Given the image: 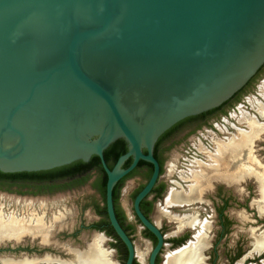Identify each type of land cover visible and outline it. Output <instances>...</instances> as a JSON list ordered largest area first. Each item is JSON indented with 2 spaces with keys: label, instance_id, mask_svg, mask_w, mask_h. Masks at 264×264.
<instances>
[{
  "label": "water",
  "instance_id": "obj_1",
  "mask_svg": "<svg viewBox=\"0 0 264 264\" xmlns=\"http://www.w3.org/2000/svg\"><path fill=\"white\" fill-rule=\"evenodd\" d=\"M263 65L264 0H0V173L98 158L131 264L112 192L139 162L151 165L134 210L157 240L154 264L163 238L138 206L159 176L157 140L221 107ZM119 140L127 153L109 170L103 153Z\"/></svg>",
  "mask_w": 264,
  "mask_h": 264
},
{
  "label": "flooded vegetation",
  "instance_id": "obj_2",
  "mask_svg": "<svg viewBox=\"0 0 264 264\" xmlns=\"http://www.w3.org/2000/svg\"><path fill=\"white\" fill-rule=\"evenodd\" d=\"M263 73L264 65L243 89L216 111L187 118L157 140L152 155L158 163L159 176L150 193L138 206L141 215L158 229L163 238L162 248L154 264H163L167 255L195 242L199 227L184 226L181 230H177L175 221L184 220L185 223L193 218L198 224L208 225L205 247L199 253L203 258L202 264H264V250L255 252L254 236L259 237L264 234V202L261 200L256 171L254 170V174L248 172L241 174L239 181L234 184H231V179L225 181L206 176V173L213 169L214 161L221 157L216 155V146L231 141V149L236 148L243 137L242 143L245 142L244 144L249 146L250 161L257 169H264V116L260 114L264 112V80L260 81L259 85H255ZM229 109L231 113H225ZM249 123L261 128L258 136L255 135V130H250ZM193 135L196 137L193 138ZM173 149H176L174 153H172ZM127 162L130 166L132 161L129 159ZM124 165L122 169L126 170L129 166L124 168ZM131 173L132 176H129ZM131 173L116 184L115 196L114 198L112 196L113 209L119 226L133 247L134 257L131 264H149V255L155 248L157 240L137 218L134 201L149 182L153 167L139 162ZM194 174L198 176L197 181L200 182L197 185H194L195 182L191 179ZM67 182L53 184L33 182L21 185V188L14 185L13 189L17 192L20 190L24 194H6V197L12 200L16 197L18 199L16 202H22L24 207L28 205L42 207L47 204L39 199L51 196L54 193L50 192L51 188H56V193L65 191L59 190L58 187ZM192 188L196 191L195 195L192 193ZM96 192V196L89 198L82 206L87 207L88 213L83 219L87 220L88 225L79 223L75 232L73 213L71 219L69 217L66 219L67 217L61 214L55 225L48 224V217L39 216L36 211L24 213L22 217H18V214H10L15 216L12 218L18 220L43 217L48 233L45 241H42L39 235L0 238V264H79L75 262L73 255L76 252H85L97 237L101 240V249L107 253L111 264H126L128 252L110 227L105 196L97 189ZM171 192L190 196L191 201L181 207L166 208L164 202ZM21 198L26 200H19ZM31 200L37 203L33 204ZM158 211L165 221V231L162 225L158 227L154 222ZM65 213L68 215L70 211L67 210ZM0 215L6 220L10 216L3 212H0ZM57 224L60 227L56 226ZM245 225H248L247 228H243ZM59 232L65 233L66 238L62 242L58 240ZM232 233L236 235L232 236L234 238L231 242ZM239 234L242 239L238 238ZM77 238L79 244H75ZM145 244L149 245L150 252L147 257L141 254L139 261L137 249H143ZM166 245L170 250L163 257L162 262V252ZM222 247H226L229 251L221 256L218 249Z\"/></svg>",
  "mask_w": 264,
  "mask_h": 264
},
{
  "label": "bare ground",
  "instance_id": "obj_3",
  "mask_svg": "<svg viewBox=\"0 0 264 264\" xmlns=\"http://www.w3.org/2000/svg\"><path fill=\"white\" fill-rule=\"evenodd\" d=\"M264 116V112L260 113ZM254 126V127H253ZM250 130H255V135L258 136L261 129L256 127L253 123H249ZM240 139V138H239ZM244 137L239 142L240 144L231 149V141L227 144H218L216 146V155L219 156L218 160L214 161V167L211 172L206 173V176L211 179H220L227 181L231 179V184L239 181L241 174L253 173L256 171L257 184L261 190L262 202H264V169H257L252 161L249 159V146L242 143ZM213 164V163H212ZM259 167V166H258ZM243 177V176H242ZM198 176L192 175L191 179L197 185ZM255 180V179H254ZM192 193L195 195L196 191L192 188ZM195 196H193V200ZM191 201V197L183 196L181 193L171 192L165 199L164 206L166 208L181 207L183 204ZM28 219H15L8 217L7 220L0 215V238H19L22 235H39L42 241H45L48 229H45L41 220L37 221ZM43 221V220H42ZM177 223V230H181L184 226L199 227V233L195 238L193 244H189L187 247L170 253L165 257L163 264H202L203 258L199 255L200 251L204 249L205 233L207 226L205 223L198 224L195 218L187 220H175ZM34 223V224H33ZM95 238V237H94ZM98 238V237H97ZM93 239L92 243L88 246L87 250L83 253L76 252L73 258L76 263L79 264H111L108 255L101 249L100 239ZM255 252L259 253L264 250V234L255 237Z\"/></svg>",
  "mask_w": 264,
  "mask_h": 264
},
{
  "label": "rangeland",
  "instance_id": "obj_4",
  "mask_svg": "<svg viewBox=\"0 0 264 264\" xmlns=\"http://www.w3.org/2000/svg\"><path fill=\"white\" fill-rule=\"evenodd\" d=\"M262 80H264V73L258 78L257 83H255V85H259V82ZM253 91H255V87H253ZM252 96H254V95H252ZM242 110H244V109H242ZM226 112L231 113L230 109L226 110L225 113ZM194 137H196V135H193V138ZM175 151H176V149H173L172 153H174ZM97 178H98L97 173H95V172L89 173L88 181L83 186L74 187L72 189L62 191L61 193L54 192L49 197H43V198L39 199V201L43 200L41 202H44L45 205L47 204L46 206H42V207L40 205L34 206V207H32L33 205L32 206L28 205L27 207H24L22 202L21 203H20V201L16 202V200H18V199H16V197H14V200L6 197L7 196L6 194H12V195L20 194V195H22V194H24L22 191L18 190V192H17L12 187H2V188H0V212H3L6 215L7 214H13V215L18 214L19 215L18 217H22V215H25L24 213L36 211V212H38L37 215H39V216L44 215V218L48 217L49 223L48 222L47 223L50 225H55L54 223L57 221V218H59L61 216V214H63V216H66L67 217L66 219H69V218L71 219V213H73V214H75V215H73L74 216L73 220L75 221V223L73 224V226H74L73 231L75 232L78 229L79 223L82 222V223H86V225H88L87 220L85 221L83 219V216H84V218L87 216V213H88V211H86L87 207L83 208L82 206L89 200V198H93L94 196H96L97 192H96V189L94 188L93 185H94L95 181L97 180ZM19 200H26V198L25 199L21 198ZM31 202H33V204L35 203V201H33V200H31ZM54 202H56V204ZM25 203H27V202H25ZM67 210L70 211V214H68V215H66V213H65ZM39 211H40V213H39ZM13 215H10L9 217H15ZM44 218L41 217V218L37 219L35 217H31L28 219H32L34 221L35 220H37V221L41 220L43 227L45 229H47L44 226ZM34 221H32V222H34ZM154 222L157 224L158 227H160L162 225L163 226L162 229L164 231L166 230V227L164 226L165 221L162 218L161 212L158 211V213L155 215ZM56 226H59V224H57ZM67 226H68V224L66 225V227ZM246 226H248V225H245L243 228H247ZM64 235H65V233L59 232L58 240L60 242H62L64 240V238H66V237H64ZM235 235H236L235 233L231 234V242L234 238V237L232 238V236H235ZM77 236H78V238H80V234H78ZM78 238L76 239L75 244H79ZM238 238L242 239V236L239 234ZM235 241H237V239H235ZM137 242H140V241H137ZM227 242H228V240H227ZM136 245H138V244L136 243ZM169 250L170 249H169L168 245H166V247L163 249V252H162V257H161L162 262L164 261L163 257L166 256V254L169 252ZM218 251H219V253H221V256H222L224 254H227L229 250L226 247H222L221 249H218ZM149 252H150V247L147 244L144 245L143 249H137L139 261H140L139 257L141 254H144L145 257H147Z\"/></svg>",
  "mask_w": 264,
  "mask_h": 264
},
{
  "label": "trees",
  "instance_id": "obj_5",
  "mask_svg": "<svg viewBox=\"0 0 264 264\" xmlns=\"http://www.w3.org/2000/svg\"><path fill=\"white\" fill-rule=\"evenodd\" d=\"M231 100V99H230ZM223 106V105H222ZM212 110L210 112L216 111ZM127 153V146L124 141L119 140L112 144L104 153L103 158L107 165V168L111 170L116 161ZM129 162L124 165V168L129 166ZM142 164V163H141ZM96 172L98 180L94 183V188L98 190L103 196H105V184L106 176L101 167L100 161L96 157H92L87 164L81 162L74 163L67 167L55 169L48 172L32 173V174H14L5 175L0 173V188L12 187L28 183H49L68 181L65 185L58 187L59 190L72 189L74 187H81L88 181L89 173ZM132 176V173L129 175ZM56 188H51L50 192H55ZM58 190V189H57ZM112 196H115V190L112 192Z\"/></svg>",
  "mask_w": 264,
  "mask_h": 264
}]
</instances>
